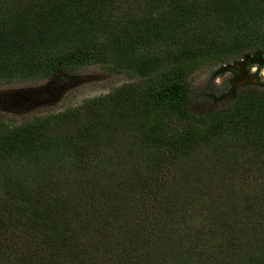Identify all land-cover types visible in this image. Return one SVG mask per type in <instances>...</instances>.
<instances>
[{
    "label": "trees",
    "instance_id": "obj_1",
    "mask_svg": "<svg viewBox=\"0 0 264 264\" xmlns=\"http://www.w3.org/2000/svg\"><path fill=\"white\" fill-rule=\"evenodd\" d=\"M238 56L264 67V0H0V83L129 79L0 108V264H264V81L207 111L186 82Z\"/></svg>",
    "mask_w": 264,
    "mask_h": 264
},
{
    "label": "rangeland",
    "instance_id": "obj_2",
    "mask_svg": "<svg viewBox=\"0 0 264 264\" xmlns=\"http://www.w3.org/2000/svg\"><path fill=\"white\" fill-rule=\"evenodd\" d=\"M224 38L228 36H206ZM159 46V45H158ZM176 47V45H171ZM166 45L158 49L165 50ZM80 78L73 83L55 80L43 86L33 88L18 86V84L0 83V108L6 110L4 118L18 123L33 116L55 113L68 107H74L83 99L106 94L112 87L129 81L124 73L112 74L98 66H87L77 71ZM264 81V67L249 63L248 58L238 56L228 61L208 62L197 67L187 77L188 96L191 107L195 110H211L227 104L234 93L244 85L261 88ZM40 83V82H39ZM25 84L36 85L39 84ZM201 158L211 166L221 167L220 162H214L211 157ZM240 163V162H239ZM213 171L212 176H214ZM238 172H232L237 175ZM245 176H248L246 173Z\"/></svg>",
    "mask_w": 264,
    "mask_h": 264
}]
</instances>
